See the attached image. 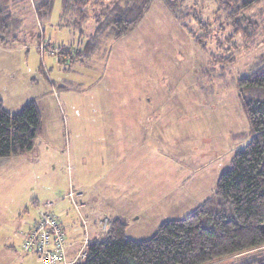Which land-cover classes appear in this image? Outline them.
<instances>
[{
	"label": "rangeland",
	"instance_id": "rangeland-1",
	"mask_svg": "<svg viewBox=\"0 0 264 264\" xmlns=\"http://www.w3.org/2000/svg\"><path fill=\"white\" fill-rule=\"evenodd\" d=\"M193 5L204 17L216 7L215 0H189ZM61 11L56 0L46 22L30 12L22 42L0 44L20 51L15 61L1 56L4 106L15 112L39 97L42 109L34 149L0 159V264H41L23 243L47 209L74 230L88 212L102 216L98 223L120 216L128 237L150 238L164 221L184 217L213 194L244 146L233 135L249 131L237 79L264 54V3L251 12L261 25L256 41L246 45L236 37L240 49L226 63L212 55L229 51L217 40L200 47L162 0L134 30L117 40L104 35L88 58L72 63L67 54L86 38L59 26ZM84 28L93 30L94 20ZM71 191L82 192L80 203L84 198L88 207L79 210ZM63 225L68 239L73 229ZM76 234L82 240L83 226Z\"/></svg>",
	"mask_w": 264,
	"mask_h": 264
},
{
	"label": "trees",
	"instance_id": "trees-1",
	"mask_svg": "<svg viewBox=\"0 0 264 264\" xmlns=\"http://www.w3.org/2000/svg\"><path fill=\"white\" fill-rule=\"evenodd\" d=\"M55 1L0 0V44L22 42L26 16L32 12L41 22L48 21ZM154 1L61 0L59 26L79 30L86 38L82 49L67 54L70 61L83 62L104 35L117 40L134 30ZM162 1L200 47L207 50L217 40L222 51H229L212 55L219 62L235 60L233 51L240 49L236 37L249 45L260 33L251 12L264 0H215L208 17L196 6L188 7L189 0ZM90 19L94 28L87 33ZM237 87L249 131L233 135L244 146L221 172L213 194L184 217L164 221L147 239L128 237L127 222L109 217L106 237L91 238L87 257L74 264H264V54L248 74L238 77ZM41 136L42 116L35 100L15 112L0 100V159L24 156Z\"/></svg>",
	"mask_w": 264,
	"mask_h": 264
},
{
	"label": "built area",
	"instance_id": "built-area-1",
	"mask_svg": "<svg viewBox=\"0 0 264 264\" xmlns=\"http://www.w3.org/2000/svg\"><path fill=\"white\" fill-rule=\"evenodd\" d=\"M76 207L80 210L82 204L79 198L82 192L71 191ZM51 203H48L49 207ZM83 224V238L80 242V249L77 254L70 258L68 254V240L65 227L60 219L50 210H44L36 220L23 243L25 252H35L39 256L41 264H74L83 260L88 255L90 235L88 231L89 221L81 215ZM101 232H106L111 225L108 217L99 222Z\"/></svg>",
	"mask_w": 264,
	"mask_h": 264
},
{
	"label": "crops",
	"instance_id": "crops-1",
	"mask_svg": "<svg viewBox=\"0 0 264 264\" xmlns=\"http://www.w3.org/2000/svg\"><path fill=\"white\" fill-rule=\"evenodd\" d=\"M20 51H18L17 49H11L10 51H7V50H5L2 46H0V70H1V67H2V65H1V62H2V54H5V57L7 58V59H13V61H15L16 60V58L14 57V56H16V57H18V53H19ZM11 66V65H10ZM10 66H8V67H10ZM1 73L3 72V71H0ZM14 79H13V77L12 78H10V79H7V82L8 83H11V81H13ZM49 82L50 83H52L50 80H49ZM4 84H5V82L4 81H2V80H0V100H2L4 103L3 104H5L6 105V103H5V97H4ZM55 86H56V83H55ZM55 86H53V93L55 94V97L56 98H59V94H60V91L59 90H57L56 89V87ZM58 87H59V85H58ZM37 98V101H38V103H37V106H38V108H39V110H40V112H42V109H41V103H40V98L39 97H36ZM41 116H42V113H41ZM85 200H84V198H83V204H82V206H81V209H82V207L83 208H87L88 207V205H87V203L86 202H84ZM118 212V211H117ZM82 213V212H81ZM83 214V213H82ZM117 215H118V213H116ZM106 215H108V214H106ZM60 219L62 220V218L64 217V216H62L61 214H60ZM83 216L85 217V218H87L88 219V221H89V224H88V231H89V235H90V239L91 238H94V237H100V234H101V231H100V225H99V223H98V220H99V218H101L100 216H98V217H96V218H94V214H92V213H90V212H88V214L86 215V214H83ZM109 216V215H108ZM110 217V216H109ZM65 221H63V223L66 225L67 224V227L68 228H71V229H73L70 225H71V222H68L67 220H66V218L64 219ZM36 222V221H35ZM33 227V226H32ZM81 227H82V225H81ZM81 227H78V228H76V230H74L73 229V232L70 234V236H69V238H68V249H69V252H68V254H69V257L70 258H73L76 254H77V252H78V250L80 249V242H81V238H80V236L79 235H77L76 233H78L79 232V230L81 229ZM83 230H84V228H83ZM75 231V232H74ZM30 232V230L25 234V236H24V240H25V238H26V236L28 235V233ZM78 249V250H77ZM77 250V251H76Z\"/></svg>",
	"mask_w": 264,
	"mask_h": 264
}]
</instances>
